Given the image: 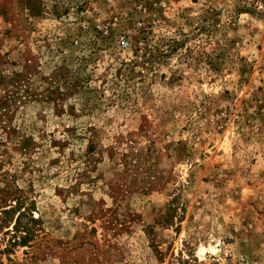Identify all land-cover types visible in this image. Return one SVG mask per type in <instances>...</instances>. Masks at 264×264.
I'll return each mask as SVG.
<instances>
[{
    "label": "rangeland",
    "instance_id": "1",
    "mask_svg": "<svg viewBox=\"0 0 264 264\" xmlns=\"http://www.w3.org/2000/svg\"><path fill=\"white\" fill-rule=\"evenodd\" d=\"M260 1L0 0V264H264Z\"/></svg>",
    "mask_w": 264,
    "mask_h": 264
},
{
    "label": "built area",
    "instance_id": "2",
    "mask_svg": "<svg viewBox=\"0 0 264 264\" xmlns=\"http://www.w3.org/2000/svg\"><path fill=\"white\" fill-rule=\"evenodd\" d=\"M256 1V5H257V7L259 8V9H262V4H261V1L260 0H255ZM120 44H121V46H123V47H125V46H127V42L125 41V40H122L121 42H120Z\"/></svg>",
    "mask_w": 264,
    "mask_h": 264
}]
</instances>
